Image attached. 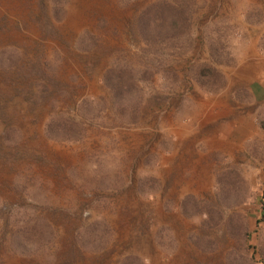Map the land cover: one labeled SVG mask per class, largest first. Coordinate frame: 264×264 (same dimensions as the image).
I'll return each mask as SVG.
<instances>
[{"label":"rangeland","instance_id":"374dc122","mask_svg":"<svg viewBox=\"0 0 264 264\" xmlns=\"http://www.w3.org/2000/svg\"><path fill=\"white\" fill-rule=\"evenodd\" d=\"M263 214L264 0H0V264H264Z\"/></svg>","mask_w":264,"mask_h":264},{"label":"crops","instance_id":"0c3cea01","mask_svg":"<svg viewBox=\"0 0 264 264\" xmlns=\"http://www.w3.org/2000/svg\"><path fill=\"white\" fill-rule=\"evenodd\" d=\"M226 128H227V126H226V124H225L223 131H224ZM228 128H229V126H228ZM261 221H264V219H262ZM258 223H259V221H258Z\"/></svg>","mask_w":264,"mask_h":264},{"label":"trees","instance_id":"16d2710c","mask_svg":"<svg viewBox=\"0 0 264 264\" xmlns=\"http://www.w3.org/2000/svg\"><path fill=\"white\" fill-rule=\"evenodd\" d=\"M262 219H264V214L261 216V218L258 221L260 222ZM258 221H257V223H258Z\"/></svg>","mask_w":264,"mask_h":264},{"label":"bare ground","instance_id":"6f19581e","mask_svg":"<svg viewBox=\"0 0 264 264\" xmlns=\"http://www.w3.org/2000/svg\"><path fill=\"white\" fill-rule=\"evenodd\" d=\"M79 6V5H78ZM81 11V10H80ZM74 12V11H73ZM81 13V12H80ZM80 15V14H79ZM82 15V14H81ZM74 16V15H73ZM80 18V17H79ZM81 18H82V16H81Z\"/></svg>","mask_w":264,"mask_h":264}]
</instances>
